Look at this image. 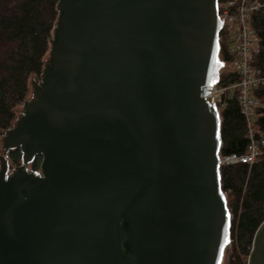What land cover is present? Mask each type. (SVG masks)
I'll return each instance as SVG.
<instances>
[{"label": "water", "instance_id": "obj_1", "mask_svg": "<svg viewBox=\"0 0 264 264\" xmlns=\"http://www.w3.org/2000/svg\"><path fill=\"white\" fill-rule=\"evenodd\" d=\"M58 9L42 81L3 137L0 264H221L231 219L205 99L223 68L218 0ZM248 258L264 264V222Z\"/></svg>", "mask_w": 264, "mask_h": 264}, {"label": "trees", "instance_id": "obj_2", "mask_svg": "<svg viewBox=\"0 0 264 264\" xmlns=\"http://www.w3.org/2000/svg\"><path fill=\"white\" fill-rule=\"evenodd\" d=\"M58 5L59 0H0V137L13 128L16 109L26 102L32 77H42L60 17ZM254 26L260 42L256 64L264 67V8L254 15ZM225 53L226 45L221 44L220 57L225 58ZM258 97L255 124L264 131V88ZM219 115L220 156L244 154L247 123L240 106L231 101ZM9 158L20 165L21 150L12 151ZM40 165L37 157L33 170L39 171ZM217 176L231 219L230 243L242 255L250 254L264 222V148L254 165L221 166ZM242 255L238 253L236 262Z\"/></svg>", "mask_w": 264, "mask_h": 264}, {"label": "built area", "instance_id": "obj_3", "mask_svg": "<svg viewBox=\"0 0 264 264\" xmlns=\"http://www.w3.org/2000/svg\"><path fill=\"white\" fill-rule=\"evenodd\" d=\"M264 8V0H218V16L223 23L219 35L226 45L219 80L210 86L206 101L221 113L236 101L246 118V151L241 155L219 156L221 166L254 165L264 148V131L255 124L260 106L258 91L264 88V67L257 63L260 42L254 26V15ZM252 251V248H251ZM250 251V253H251ZM250 256V255H249Z\"/></svg>", "mask_w": 264, "mask_h": 264}, {"label": "rangeland", "instance_id": "obj_4", "mask_svg": "<svg viewBox=\"0 0 264 264\" xmlns=\"http://www.w3.org/2000/svg\"><path fill=\"white\" fill-rule=\"evenodd\" d=\"M50 53H51V51L49 52V54L45 58L46 64L50 60ZM41 81H42V78H40V77H36V76L35 77H32L31 82H30V90H29V94H28V97H27L26 101L30 102V101L33 100V98H34V94H33V84L34 83H37L38 84ZM16 113H17V117H16L17 119L14 122V125L16 124L17 120L24 114V107L23 106L18 107L16 109ZM3 137H4V135L0 137V158L5 156L4 149H3ZM9 163H10V169H11L10 170V173H12L13 170L15 168H17L19 165L15 166L13 164V162L11 161L10 158H9ZM28 169L31 170V171H33V164H30L28 166ZM0 170H1V160H0ZM37 172L38 173H41L40 170L37 171ZM228 244L229 245H227V250L224 253V258H223V261H222L221 264H233V263L234 264H249V258L248 257H249L250 254L242 255L239 250L237 251L235 249V247H234L235 246L234 245L235 243H233V242L230 243L229 242ZM238 253L240 255H242V256H240V259H241L240 262H236L237 260H235V257L238 256Z\"/></svg>", "mask_w": 264, "mask_h": 264}, {"label": "flooded vegetation", "instance_id": "obj_5", "mask_svg": "<svg viewBox=\"0 0 264 264\" xmlns=\"http://www.w3.org/2000/svg\"><path fill=\"white\" fill-rule=\"evenodd\" d=\"M9 155H10V154H9ZM35 160H36V158H35ZM35 160H34V162H35ZM34 162H33V163H34ZM223 258H224V257H223Z\"/></svg>", "mask_w": 264, "mask_h": 264}]
</instances>
